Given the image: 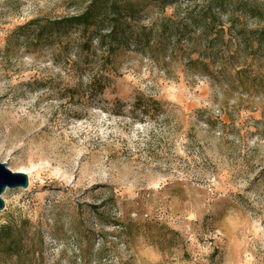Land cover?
<instances>
[{
    "label": "rangeland",
    "instance_id": "obj_1",
    "mask_svg": "<svg viewBox=\"0 0 264 264\" xmlns=\"http://www.w3.org/2000/svg\"><path fill=\"white\" fill-rule=\"evenodd\" d=\"M85 3L0 0V160L29 179L2 193L0 226L29 225L0 264H264V55L246 58L242 84L233 69L211 80L122 47L102 94L69 98L87 79L79 29L59 46L18 27ZM139 91L170 112L117 115L114 101Z\"/></svg>",
    "mask_w": 264,
    "mask_h": 264
},
{
    "label": "trees",
    "instance_id": "obj_2",
    "mask_svg": "<svg viewBox=\"0 0 264 264\" xmlns=\"http://www.w3.org/2000/svg\"><path fill=\"white\" fill-rule=\"evenodd\" d=\"M172 4L167 13L166 7ZM149 5L158 12L145 22L142 13ZM246 17L257 18L258 23L249 25ZM73 27L81 33L75 43L85 53L84 67L79 68L87 79L65 89L69 98L102 94L111 81L108 66L122 47L148 53L163 64L179 58L185 71L211 80L229 79L233 69L241 74L242 84L249 80L246 58L264 55V3L259 0H86L75 13L31 18L18 28L33 41L68 46L75 40L67 34ZM114 106L117 115L134 121L170 112L165 102L140 91L125 104L116 99ZM28 225L27 219H9L0 226L1 255L20 256L22 238L18 232Z\"/></svg>",
    "mask_w": 264,
    "mask_h": 264
},
{
    "label": "water",
    "instance_id": "obj_3",
    "mask_svg": "<svg viewBox=\"0 0 264 264\" xmlns=\"http://www.w3.org/2000/svg\"><path fill=\"white\" fill-rule=\"evenodd\" d=\"M29 179L27 174L21 170H11L5 161L0 160V209L4 208L2 193L6 188L28 186Z\"/></svg>",
    "mask_w": 264,
    "mask_h": 264
}]
</instances>
